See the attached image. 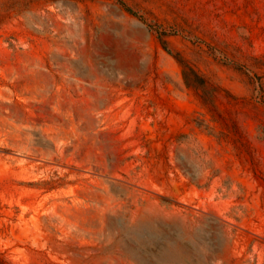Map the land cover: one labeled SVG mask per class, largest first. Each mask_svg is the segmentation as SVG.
<instances>
[{"label": "rangeland", "instance_id": "rangeland-1", "mask_svg": "<svg viewBox=\"0 0 264 264\" xmlns=\"http://www.w3.org/2000/svg\"><path fill=\"white\" fill-rule=\"evenodd\" d=\"M0 264H264V0H0Z\"/></svg>", "mask_w": 264, "mask_h": 264}]
</instances>
